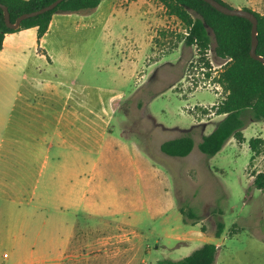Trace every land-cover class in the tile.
I'll list each match as a JSON object with an SVG mask.
<instances>
[{"label": "rangeland", "instance_id": "1", "mask_svg": "<svg viewBox=\"0 0 264 264\" xmlns=\"http://www.w3.org/2000/svg\"><path fill=\"white\" fill-rule=\"evenodd\" d=\"M222 1L232 8L245 5ZM174 19L159 29V66L148 70L143 83L130 79L120 85L131 98L116 107L112 125L130 158H118L108 168L109 183L101 186L97 205L61 210L55 200L42 208L0 201V264H154L180 260L205 242L219 248L215 264H264V191L252 183L264 171V152L254 154L249 145L252 137L264 139V121L249 122L244 142L233 138L214 156L199 149L203 135L224 115L190 110L220 98L188 85L189 74L210 63L219 75L223 59L215 56L211 30L208 51L188 45L183 77L171 88L169 74L178 66L167 61L177 59L171 50L186 36L184 24ZM102 47L97 43L96 49ZM105 80L102 74L99 82ZM188 131L195 141L189 155L161 151L162 142ZM218 220L225 224L220 237Z\"/></svg>", "mask_w": 264, "mask_h": 264}, {"label": "crops", "instance_id": "2", "mask_svg": "<svg viewBox=\"0 0 264 264\" xmlns=\"http://www.w3.org/2000/svg\"><path fill=\"white\" fill-rule=\"evenodd\" d=\"M241 7L264 14V0H245ZM174 17L158 0H101L90 12L55 13L41 37L37 26L6 33L0 201L42 208L55 200L61 210L97 205L108 168L130 158L112 125L116 107L131 98L120 85L143 83L159 66V29ZM185 44H174L178 57L167 61L178 66L169 74L171 88L183 77ZM102 74L105 82H99Z\"/></svg>", "mask_w": 264, "mask_h": 264}, {"label": "trees", "instance_id": "3", "mask_svg": "<svg viewBox=\"0 0 264 264\" xmlns=\"http://www.w3.org/2000/svg\"><path fill=\"white\" fill-rule=\"evenodd\" d=\"M53 1L0 0V3L8 6L11 19L15 21L19 15L40 9ZM158 1L188 29L189 34L185 36L187 45H197L205 52L212 44V30L215 56L223 60L231 58L218 77L227 95L217 107L216 114L224 117L216 122L211 133L203 135L199 149L208 156H214L233 138L244 142V130L248 123L264 121V64L250 55L252 22L245 17L226 15L204 0ZM100 2L101 0H64L51 11L25 19L18 29L6 25L4 11L0 8V50L4 47L6 33L37 26L41 37L48 30L55 13L90 12L97 8ZM245 9L250 10L246 7ZM253 12L258 17L257 52L264 56V14ZM194 145V138L188 131L162 142L161 151L170 156L184 157L192 152ZM249 145L254 154L264 152V139L261 137H252ZM252 183L254 187L264 191V171L256 173ZM182 212L184 213V209ZM219 213L222 214V211ZM189 214L192 218H200L195 213ZM224 228V222L218 220L216 236L220 237ZM218 249L215 243L205 242L180 260L162 259L154 264H215Z\"/></svg>", "mask_w": 264, "mask_h": 264}, {"label": "water", "instance_id": "4", "mask_svg": "<svg viewBox=\"0 0 264 264\" xmlns=\"http://www.w3.org/2000/svg\"><path fill=\"white\" fill-rule=\"evenodd\" d=\"M62 1H64V0H54L52 3L42 7L40 9H37L35 11L25 12V13L19 15L15 21H13L11 19V14H10V11H9V8L7 5L0 3V8H2L4 11V19H5L6 25L12 29H18L25 19L35 17V16H38L40 14L51 11L55 7H57ZM204 1L208 2L210 5H212L214 8H216L218 11H220L226 15L245 17L252 22V31H251L252 42H251L250 55L254 59L259 60L264 64V56L257 52L259 38H258V17L256 16V14L253 11H250V10L245 9V8L229 7L219 0H204Z\"/></svg>", "mask_w": 264, "mask_h": 264}, {"label": "built area", "instance_id": "5", "mask_svg": "<svg viewBox=\"0 0 264 264\" xmlns=\"http://www.w3.org/2000/svg\"><path fill=\"white\" fill-rule=\"evenodd\" d=\"M185 35L189 34V31L187 28H185L184 31ZM197 46V45H195ZM210 48L207 49V51ZM212 51V50H210ZM206 55L208 53H205ZM231 58L229 59H224L223 60V66L230 61ZM212 62V61H210ZM210 64V63H209ZM209 64H206L204 66L201 67V71L200 73H196L195 74H189V77L191 78L190 81H188V85L194 87L195 89H203V88H208L211 91L214 92V94L220 98L219 101H216L215 103H211L209 105L203 104V103H199L198 105H191L189 108L190 110L196 111L198 108H202V112L205 115L210 116L211 114H216V109L219 106V104L226 98L227 92L224 89V86L222 85L221 82H219L217 80V77H219L218 71L215 69V67L210 66ZM193 68V66L189 67ZM196 68V67H195ZM197 78V79H196ZM193 81V82H192ZM188 85H184V86H188ZM197 115H200L199 113Z\"/></svg>", "mask_w": 264, "mask_h": 264}]
</instances>
